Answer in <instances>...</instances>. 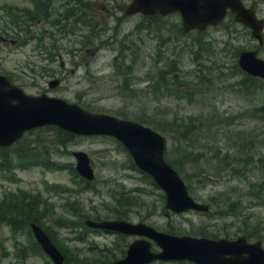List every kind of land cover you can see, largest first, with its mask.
<instances>
[{"label": "rangeland", "instance_id": "obj_1", "mask_svg": "<svg viewBox=\"0 0 264 264\" xmlns=\"http://www.w3.org/2000/svg\"><path fill=\"white\" fill-rule=\"evenodd\" d=\"M29 1L31 0H0V27H6V14L2 8L5 4L11 3L18 6H28L30 4ZM118 1L124 3L129 0ZM259 1L258 12L261 16H264V0ZM94 7L100 11L103 10L104 6L98 0L94 2ZM140 19L136 15L122 22V25L125 23L122 27L123 31L130 30ZM168 19L176 21L174 17ZM10 30L11 28L9 26L7 32L9 31L11 33ZM3 34L0 33V73L10 74L13 81L31 95L46 92L49 95L61 97L69 102L82 101L84 104L92 105V107L98 109L100 112L110 114L122 113L121 115L128 117L141 115L143 118L160 120L172 118L175 114H179L182 116L185 115L186 117L194 115L201 122H205L214 117L215 110L212 108L214 105L221 112L220 116L225 120H222V124H217L214 127L215 131L213 135L217 136V138H225L227 140L230 138V133L227 134L229 132L227 128L229 127L226 125V119L230 120L227 114L233 113L239 107L246 105L245 101L247 99L238 96L228 86L233 81V78L226 77V80L222 83L223 75L221 71H228L229 65L233 63L232 59H229L223 54H219V59L216 60L217 63L212 65L213 80L221 83L219 86H213L214 96H208L211 94L209 92L204 93L206 96H195L190 101H187L177 97L173 93H164V91L150 92L153 89L145 91L147 85H150L152 88V85L149 83H151V77L155 71L154 67H152L154 66V62L151 52L157 46L165 49V46H162L160 35L154 32V30H151L149 34L142 35L144 42L136 41L140 45L141 51L130 57L132 61V75L130 78L133 82L138 83L134 85L137 91H119L118 84L121 78L112 76V67L110 66L113 55L111 47L101 49L97 54L87 56L83 62L84 68L73 71V66L68 63V57L64 51L60 53L66 65L63 69L58 65L59 59L52 64H48L42 58L35 40L31 35H28V40L24 41V37L21 34L14 35L11 33L6 41H3ZM222 34L223 32L221 30L210 29L206 32L205 39H211L212 44L215 45L214 47H217L216 44L222 39ZM190 39L191 36L187 39V42ZM185 43V41H181L182 45ZM178 46L177 49H179ZM259 54L264 58V49ZM183 62L185 68H188L190 62L186 59ZM42 67H46V71ZM52 73L55 76L50 77ZM54 77L61 78V83L57 87L50 89L48 87V81ZM197 89L208 92L205 88ZM249 104L253 105L252 102ZM234 123L240 125V128H249L252 125L256 128L257 134L264 136V125L261 122L254 123L250 118L242 116L236 119ZM226 145L231 148L229 143ZM168 148L171 150L172 157H177L176 149L180 150L181 145L174 144L172 140H169ZM75 149H81L89 154L97 175V182L107 177H115L119 181L122 180L126 187H133L138 183L139 177L137 173L121 169L118 166V161L119 163H124L125 160L118 154V151L113 147L111 141L99 138H80L68 147L69 151ZM261 151L264 152V138ZM61 159L73 161L72 157L67 155H64ZM72 180L73 175L67 170H49L41 167H30L25 170L19 169L12 176L0 172V202L4 199L19 201L23 195L38 194L41 199L52 201L54 203L52 206L55 208V205L59 202L61 204L63 200L59 197L60 192L58 187H65L67 185L75 186L76 183L73 184ZM225 180L227 178L220 179L214 186L208 185L205 188L198 187L200 198L216 193L217 189L226 183ZM49 197L51 198L49 199ZM81 198L84 200L88 198L94 199V196L91 193H84L81 195ZM244 203L248 207L247 214L250 215V219L255 223L251 225L252 229L257 232H262L261 235H264V207L258 205L260 203L259 201L248 197H245ZM85 204L88 205V203ZM140 213L145 214L143 210ZM132 220L137 221V219ZM206 220L207 217L194 214L193 212L172 215L170 217L160 215L157 212L148 218L149 222L158 225L170 222L171 225L182 226L189 231H193L196 225L199 226L204 225L205 222L208 223ZM237 224L238 221L235 219L223 220L217 223L215 228L220 227L219 230L222 231L226 227L227 231L232 235L233 229ZM50 225L55 227L53 223H50ZM55 230L58 233L59 241L63 247L72 248L75 244L81 246L72 240L71 233L60 228H55ZM15 238L7 227L0 226V264H44V259L38 255H28L25 258H18L19 253L14 247ZM95 238L103 243H107L112 239L111 236L103 235L95 236ZM18 239L20 242L26 241L21 236ZM262 240L264 245V239L262 238Z\"/></svg>", "mask_w": 264, "mask_h": 264}, {"label": "water", "instance_id": "obj_2", "mask_svg": "<svg viewBox=\"0 0 264 264\" xmlns=\"http://www.w3.org/2000/svg\"><path fill=\"white\" fill-rule=\"evenodd\" d=\"M232 6L237 11V18L255 29L258 35L257 23L252 12L244 10L238 0H133L129 12L167 13L178 9L183 13L186 29L192 26H204L209 22L220 20L226 7ZM249 54L242 56V63H247ZM56 122L81 132H112L122 138L132 150L137 163L148 170L167 193V206L174 209L187 207L206 208L195 205L186 195L182 181L177 174L163 161V141L149 130L138 125L118 121L110 116L89 114L80 111L75 106L65 104L61 100L46 97H30L23 95L21 90L11 85L0 76V143H10L22 132L36 124ZM78 170L91 177L84 156L79 157ZM139 232L151 236L161 247L162 252L154 254L149 250V243H143L140 248H134L127 260L115 264H143L155 258L181 259L187 258L200 264H260L264 262V252L258 247H250L244 241L239 243L225 240L210 241L189 237H174L156 233L147 227H141ZM36 236L42 247L49 253L56 264H61V256L39 229ZM140 244H136L139 246ZM133 251H137L132 253ZM243 252L248 257L242 256ZM233 254L226 258L225 254Z\"/></svg>", "mask_w": 264, "mask_h": 264}, {"label": "trees", "instance_id": "obj_3", "mask_svg": "<svg viewBox=\"0 0 264 264\" xmlns=\"http://www.w3.org/2000/svg\"><path fill=\"white\" fill-rule=\"evenodd\" d=\"M65 17V16H64ZM68 17H66L67 19ZM153 19V21L156 23L157 21H159V17H151ZM162 69H167L166 67L162 68ZM167 70H161L160 72L157 73L159 79L163 80L160 84L162 86V89L166 87L167 82L165 81V74L167 73ZM176 74V73H175ZM247 81V82H246ZM242 82H245L246 84H250V88L252 90V92H256L258 86H263L264 83L258 81L255 78L252 77H248V76H244L242 79ZM259 93V92H258ZM259 97L262 98V102L259 108H256L257 112H260L262 116H264V95L262 93H259ZM256 114V112L254 113ZM253 114V115H254ZM185 124V123H184ZM186 125V124H185ZM187 126V129L182 127L180 129L179 125L176 124L174 132L180 137V138H188L190 137V135L194 132L193 131V126ZM156 127V126H155ZM192 132V133H191ZM72 136L66 133H61V134H56V143L59 142H65L67 140H71ZM254 148V139L253 138H244L241 140L240 142V155L238 156V158L236 160H230L227 161L228 159L226 157L221 158L218 161V159H215V162H213V164L208 165V167L206 168H201L199 167V165L195 162V160L191 157V153L190 155L186 154L183 155V159L189 163L191 169H192V173L191 175L194 178H207L208 181L211 180V177H223L226 176L228 178L230 177H236L239 179L244 178L246 180V183L248 184L246 187L247 191H258V190H264V180L262 179V171H263V159H262V155L259 152H256L253 150ZM45 150V156L42 154H38V153H34L31 151H28L27 155H23V157L19 154H21L20 152H11L7 149H0V168L1 167H7V164H12L13 160L16 158H24L27 157L29 159H31L32 157L30 156H36L40 161L44 162V163H48V159L51 160V156L49 155V152H51L52 150L44 148ZM256 153H254V152ZM29 156V157H28ZM184 164V161H182L181 163L177 164V167L180 169ZM252 176V178H251ZM145 179L150 183L153 184V182L151 181V179L145 175ZM154 185V184H153ZM244 190V189H243ZM233 196V191L228 190V186L219 191L214 197H211V201L214 204L213 200H217L219 202L216 203L217 207H228V211H224L222 214L217 215V218H222L225 215L231 213V212H237V207L235 205L234 201H231V198ZM125 200L128 201H132L134 200V198L128 195H123L122 199L120 200L121 205L120 208L123 209L126 204H124L123 202ZM23 201V200H22ZM41 201L40 198L37 197H32L31 199L28 200V203L26 204H18V205H14V206H7V208H9L10 213H12L13 216L15 217H21L23 218V221L20 220L18 221V224L21 227L27 228L28 222L30 220H33L35 222H40L43 220L44 217H48V213H46V211L48 210L47 206L45 205H41ZM44 204H46V202H44ZM70 209H65V207L63 206V210H64V214L65 212H67L68 210H71L72 214H76L78 213L76 216L82 217V218H87V217H91V216H95L97 214H100L101 211H98L96 208H92L91 210H96L95 213H92V211H87L83 209V206L79 207V203L74 201L70 203ZM12 211V212H11ZM218 212H222V211H218ZM241 212V211H240ZM14 213V214H13ZM95 214V215H92ZM116 214H121V213H117ZM11 215V214H10ZM18 215V216H16ZM62 216V215H61ZM8 218V216H7ZM11 222V221H10ZM66 224V223H65ZM68 225V224H66ZM169 232L174 233V230H170ZM202 232V231H201ZM50 235L51 238L55 239V235L54 233L49 232L48 233ZM201 234H205V232L201 233ZM34 250L39 251L38 245L36 243H34ZM64 256H65V264H108L111 261V256L108 255H104V259L105 260L103 263L100 262H87L85 260H78V259H74V254L71 253H66L63 252Z\"/></svg>", "mask_w": 264, "mask_h": 264}]
</instances>
